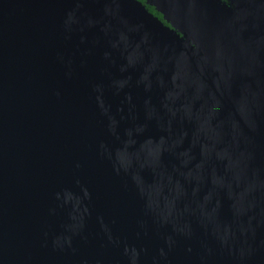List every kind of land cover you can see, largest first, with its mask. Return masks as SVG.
Returning a JSON list of instances; mask_svg holds the SVG:
<instances>
[{
	"label": "water",
	"instance_id": "95a60500",
	"mask_svg": "<svg viewBox=\"0 0 264 264\" xmlns=\"http://www.w3.org/2000/svg\"><path fill=\"white\" fill-rule=\"evenodd\" d=\"M0 0V264H264V0Z\"/></svg>",
	"mask_w": 264,
	"mask_h": 264
},
{
	"label": "trees",
	"instance_id": "16d2710c",
	"mask_svg": "<svg viewBox=\"0 0 264 264\" xmlns=\"http://www.w3.org/2000/svg\"><path fill=\"white\" fill-rule=\"evenodd\" d=\"M141 1V0H140ZM146 2V1H145ZM144 3V2H143ZM146 5V8L152 12L154 15L158 16L160 19H162V14L154 7L152 6L151 4H148V3H144Z\"/></svg>",
	"mask_w": 264,
	"mask_h": 264
},
{
	"label": "flooded vegetation",
	"instance_id": "af4514ba",
	"mask_svg": "<svg viewBox=\"0 0 264 264\" xmlns=\"http://www.w3.org/2000/svg\"><path fill=\"white\" fill-rule=\"evenodd\" d=\"M141 2H144V3H146V2H145V0H141Z\"/></svg>",
	"mask_w": 264,
	"mask_h": 264
}]
</instances>
